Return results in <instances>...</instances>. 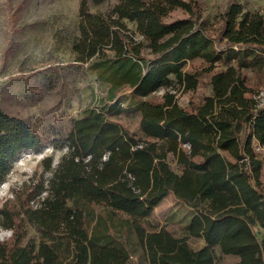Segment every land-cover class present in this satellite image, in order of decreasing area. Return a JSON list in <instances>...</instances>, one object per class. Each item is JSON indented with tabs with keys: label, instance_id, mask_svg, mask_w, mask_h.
<instances>
[{
	"label": "trees",
	"instance_id": "16d2710c",
	"mask_svg": "<svg viewBox=\"0 0 264 264\" xmlns=\"http://www.w3.org/2000/svg\"><path fill=\"white\" fill-rule=\"evenodd\" d=\"M111 1L105 12L90 9ZM176 9L187 16L167 20ZM199 20L197 0H81L74 60L106 85L101 111L73 119L58 162L45 157L41 178L0 205V228L10 232L0 264H127L132 235L149 264H219L217 253L231 264H264V241L252 230L264 231L256 150L264 151V97L243 74L260 69L264 84V16L228 0L215 34ZM195 59L206 65L185 70ZM202 78L210 93L182 107L178 95ZM124 104L139 115L137 132L103 113ZM41 145L0 107V186L22 152ZM170 194L192 210L181 237L149 222ZM197 238L203 246L192 249Z\"/></svg>",
	"mask_w": 264,
	"mask_h": 264
},
{
	"label": "rangeland",
	"instance_id": "374dc122",
	"mask_svg": "<svg viewBox=\"0 0 264 264\" xmlns=\"http://www.w3.org/2000/svg\"><path fill=\"white\" fill-rule=\"evenodd\" d=\"M228 0H197L200 20L208 34L217 32ZM244 10L257 11L264 16V0H236ZM81 0H0V107L9 115L21 118L33 132L40 135L42 145L27 150L15 161L4 183L0 186V205L6 200L15 204L14 191L32 185L41 178L42 160L52 158L54 166L65 152L62 141L71 129V121L80 117L85 108L100 110L101 97L106 85L99 83L88 65L76 62L73 45L78 41L79 5ZM108 4L91 7V11L105 12ZM180 9L174 10L167 20L186 17ZM206 65L202 59L187 61L184 69L196 71ZM225 69L226 63L216 64ZM248 85L264 97L262 71L243 70ZM163 93L159 90L157 97ZM210 88L202 78L195 92L178 95V103L186 108L191 100L208 95ZM123 111H104L105 117L116 121L131 132L138 131L139 115L123 105ZM101 111V110H100ZM57 145L58 148H54ZM256 150L264 156V151ZM175 168V164L171 163ZM49 173H43L46 178ZM106 214L102 207H94ZM192 210L179 203L173 195L165 197L153 209L149 222L174 233L184 235V227ZM124 218L118 214L114 217ZM28 239L37 241L39 234L26 225ZM258 241H264V231L252 227ZM10 235L0 228V240ZM192 249L203 246L202 239H189ZM131 255L127 264H149L139 242L132 235L128 239ZM218 256L219 264H231L232 257Z\"/></svg>",
	"mask_w": 264,
	"mask_h": 264
}]
</instances>
